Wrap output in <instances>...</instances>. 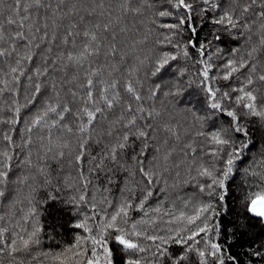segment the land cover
Here are the masks:
<instances>
[{
    "label": "trees",
    "instance_id": "1",
    "mask_svg": "<svg viewBox=\"0 0 264 264\" xmlns=\"http://www.w3.org/2000/svg\"><path fill=\"white\" fill-rule=\"evenodd\" d=\"M14 3L15 0H0V22L13 15L9 6ZM148 3L151 7L142 8L140 14H128L122 19L120 26L126 31H118L120 55L109 63L119 68L117 78L122 84L131 80L137 92L144 97L142 101L136 102L130 94L123 93L125 102H131L134 108L138 104L146 110L155 108L161 116L152 120L155 130L149 138L129 140L128 147L120 153L119 163L104 158L107 146L112 143L108 139H102L100 143L94 140L88 148L87 159L79 167L66 159L52 160L45 157L37 138L46 137L47 129L33 126L32 121L42 114L47 103L54 102L52 90L49 88L43 96H37L30 102L34 93L30 89L31 82L27 80V75H34L37 68L43 67L42 49L33 48V52L37 53L35 62L24 63L27 75L20 78L17 88L11 92H0V160L4 159L2 153L5 151L11 157L8 161L11 165L9 177L0 184V189L5 192V196L0 197V217H4L0 220V228H8L4 234L5 240L14 238L17 233L26 237L33 223L41 229L40 243L32 246L31 254L18 257L24 259L25 264H77L79 258L66 250L75 246L77 235L86 234L74 225L86 215L94 218L98 216L99 219H95L94 223L99 224L123 200L137 205L147 192L153 195L144 201V208L129 209L128 222L121 226L130 232L134 223L151 219L154 222L152 224L137 223V230L144 231L145 235L164 237L175 236L177 232L190 235L185 230L186 221L176 217L181 212L193 214L195 207L208 199L207 192H200L198 185L210 183V178L199 176L198 170H218L223 167L220 159L212 154L221 146L211 142V134L228 128L231 118L210 107L212 101L206 86L212 85L221 92L229 91V86H238L235 78L230 81L219 78L224 72L222 63L236 58L233 49H238L243 56L249 50L248 45L255 42V36L252 41H248L241 35L243 29L225 30L226 25L214 23L223 10H213L203 0H195L199 7L195 9L192 21L173 36L174 30L163 25L176 23L177 16L183 14V10H173L169 0H148ZM201 8L207 9V12L201 11ZM161 11H175L176 15L162 17L158 14ZM40 15L43 16V12ZM32 16L35 23L36 13L33 12ZM14 18L20 19L19 16ZM192 26L195 27L194 32ZM5 27L10 33L16 29L15 25ZM165 37H170L172 43H168ZM201 45L205 49L203 55L200 52ZM165 53L176 59H170L160 72L152 75L157 66L156 61ZM23 54L21 50L20 55ZM103 61L104 58L100 57V62ZM200 61H208L213 65L207 81L202 76L204 64ZM9 64H12L11 59L0 62V87L9 79L5 75ZM235 75L239 76V73ZM48 79L51 80L52 76ZM35 81L44 82V77H35ZM155 85L160 87L156 88ZM150 91H154L155 95H150ZM224 103L226 108H239L233 101ZM16 107L20 108L19 113L14 111ZM118 115L119 111L115 112L112 119ZM140 115L144 118L138 123L143 126L149 118L146 113ZM14 118L15 123L4 122ZM54 118V114H49L46 119L51 123ZM241 124L249 131V147L243 149L233 166V173L226 185L225 200H213L219 213L216 220L222 232L212 238L222 244L227 255H235L239 264H264V221L244 210L247 199L264 191L259 176H253V173H264V121L244 115ZM165 126L172 131L167 132ZM29 127H32V132L28 131ZM199 132L204 135H197ZM53 134L58 135V130L53 129ZM4 135L12 139L5 141ZM230 135L237 145L245 139L234 133ZM93 157L103 160V168L97 170L94 167ZM220 157H223V151ZM140 168L155 173L154 182L146 183ZM39 169H43V173ZM81 171L83 178L80 176ZM80 195L85 196L84 202L73 201L74 197ZM93 204L96 205L95 209ZM32 207L37 210L35 216L29 211ZM155 208H160V212H154ZM25 215L29 219L25 220ZM90 226L94 227V224L90 222ZM107 235L110 237L109 246L118 249L119 245L111 238V234ZM132 238L148 249L145 253H135L137 257H146L148 264H180V260L175 258L176 254L187 255L183 264H198L199 257L195 249L205 247L203 242L197 243L203 240L202 236L189 242L191 249L170 240L167 245H161L168 248L170 255L157 260L151 255L155 250L154 247L149 248L151 241L144 237ZM84 247L91 248L90 242ZM257 250L260 256L253 255ZM97 251L100 249L97 248ZM116 264H122L120 255L116 256ZM227 264H231V261H227Z\"/></svg>",
    "mask_w": 264,
    "mask_h": 264
},
{
    "label": "snow or ice",
    "instance_id": "2",
    "mask_svg": "<svg viewBox=\"0 0 264 264\" xmlns=\"http://www.w3.org/2000/svg\"><path fill=\"white\" fill-rule=\"evenodd\" d=\"M204 4H209L211 9H222L214 23L226 25L231 29H243L241 35L246 40L255 42L248 45V51L241 56L238 49L232 51L236 53V58H230L222 63L223 74L219 77L224 81L235 78L238 82L237 87L229 86V91L221 92L212 85L206 86V91L212 101L210 107L219 110L231 118L228 128L211 134V142L221 146L212 154L220 159L223 167L220 169L202 168L198 170L199 176L210 178V183L198 185L200 192H207V201L195 207L193 214L186 215L181 212L178 220L186 221L187 232L190 235H181L177 232L175 236L145 235L142 230H137V223L152 224L151 219H141L132 225L128 232L122 227L127 224L129 209L133 207L144 208V201L153 195L147 192L137 205H133L129 200H123L116 210L99 224L94 220L98 216H84V218L74 225L77 229H82L86 235H77L76 243L72 248L67 249L78 257L77 264H116V256L120 255L122 264H148L146 257H137L135 253H145L147 248L141 247L140 243L132 237H144L151 241L149 248L154 247L151 252L152 257L159 260V257L170 255L167 245L171 240L174 244L184 245L191 249L190 241H195L197 237H203V249H195L198 253V264H239L235 255H227L220 242L213 239L222 232L221 225L216 217V204L213 202L224 201L227 181L233 173V166L240 158L243 149L249 147V131L242 126L241 121L244 115L257 117L264 121V0H203ZM169 5L173 10H183V14L177 16L174 24H165L163 27L174 30L173 36L178 35L185 25L192 19L195 9L199 7L195 0H169ZM13 15L8 16L0 22V62L7 59L12 60L8 71L5 73L9 79L3 82L0 92L14 91L20 84V78L26 76L24 63H34L37 53L33 48L42 49V68H37L34 75H27L30 89L33 96L30 102L37 96H43L51 88L54 102L47 103L41 115L32 121L33 126H41L47 129L48 135L38 137L40 147L44 150L45 157L52 160H68L79 167L87 159L88 148L95 140L100 143L102 139H108L110 143L104 155L108 161L119 163L120 153L128 147L131 138L144 140L151 136L155 126L152 120L161 116L155 108L146 110L142 105L133 107L131 102H125L123 93L130 94L132 99L140 102L144 97L137 92L131 80L121 83L117 78L119 68L109 63L120 55L117 44V35L126 31L121 27L122 19L128 14H140L142 8L151 7L148 0H15L10 5ZM207 12V9L201 8ZM36 13V22L33 23L32 13ZM43 12V16H41ZM160 16L176 15L175 11H161ZM2 15V14H0ZM14 16H19L17 20ZM43 21L40 23V21ZM5 25L16 26L14 33L8 32ZM191 30L194 32L195 27ZM168 43H172L170 37H165ZM220 39L219 36L216 37ZM20 42V43H17ZM189 43H193L189 41ZM179 46V45H177ZM24 54L21 56L20 51ZM204 46H200V52L204 54ZM187 55V52L184 53ZM100 57L104 58L100 62ZM175 60V56L165 53L163 57L156 61V68L152 75H156L169 60ZM204 64L202 76L204 81L210 78V69L213 65L208 61H200ZM141 63H143L141 61ZM51 66V67H49ZM31 71V70H29ZM62 73V75H61ZM239 73V76L235 74ZM44 77V82H36L35 77ZM52 76L49 80L48 77ZM57 77H59L57 79ZM242 77V79H241ZM215 79V77H212ZM202 81V83L204 82ZM11 86V87H9ZM159 88L160 85H155ZM150 95H155L150 91ZM225 101H233L236 107H225ZM15 103V101H13ZM246 110V112H245ZM19 113L20 108L14 110ZM119 111L120 115L112 119L113 114ZM149 118L148 122L141 126L138 121L145 114ZM49 114H54L56 118L48 123L46 119ZM5 123H15V118ZM53 129L58 130V135L53 134ZM167 132L172 129L165 126ZM32 132V127L28 128ZM230 133L237 134L245 139L237 141L232 138ZM203 136V132L197 133ZM100 139H95L96 137ZM5 141L12 138L4 135ZM178 138V137H177ZM45 140L47 143H45ZM73 140L75 143H73ZM31 142V138L29 139ZM189 147H191L189 145ZM223 151V157L220 152ZM3 160H0V184H3L9 177L11 165L8 163L11 157L8 152L2 153ZM167 159V156L165 157ZM94 167L99 170L103 168V160L93 157ZM31 163V161H28ZM264 167V165H262ZM43 173V169H39ZM146 183L154 182L155 173L146 168L139 169ZM83 171L80 176L83 178ZM259 176L264 184V173H253ZM25 180L27 177L24 178ZM219 190V191H217ZM5 196L3 189H0V197ZM84 202L85 196L74 197L73 201ZM96 205L93 204V209ZM244 210L249 215L264 221V191L253 194L244 203ZM32 216L36 214V208L30 210ZM159 213L160 208L153 209ZM4 217H0V220ZM25 220L29 219L25 215ZM90 222L94 224L90 226ZM41 229L35 223L32 230L21 235L17 233L14 238L5 240L4 234L8 228H0V264H25L24 259H18L22 254H31L30 249L33 245L40 243L39 233ZM118 249L109 246V235ZM90 242L91 248L84 245ZM97 248L100 251H97ZM79 249V251H77ZM63 255V254H61ZM260 256L259 250L253 253ZM127 256V259L124 257ZM59 259V256L55 257ZM176 259L180 264L187 259V255L176 254Z\"/></svg>",
    "mask_w": 264,
    "mask_h": 264
},
{
    "label": "rangeland",
    "instance_id": "3",
    "mask_svg": "<svg viewBox=\"0 0 264 264\" xmlns=\"http://www.w3.org/2000/svg\"><path fill=\"white\" fill-rule=\"evenodd\" d=\"M101 264H103V261H101Z\"/></svg>",
    "mask_w": 264,
    "mask_h": 264
}]
</instances>
